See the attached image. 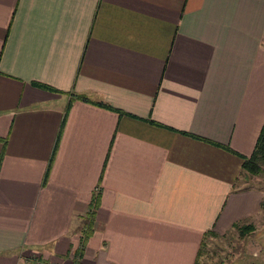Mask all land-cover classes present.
<instances>
[{
  "label": "crops",
  "instance_id": "0c3cea01",
  "mask_svg": "<svg viewBox=\"0 0 264 264\" xmlns=\"http://www.w3.org/2000/svg\"><path fill=\"white\" fill-rule=\"evenodd\" d=\"M263 121L264 0H0V264H194Z\"/></svg>",
  "mask_w": 264,
  "mask_h": 264
},
{
  "label": "rangeland",
  "instance_id": "374dc122",
  "mask_svg": "<svg viewBox=\"0 0 264 264\" xmlns=\"http://www.w3.org/2000/svg\"><path fill=\"white\" fill-rule=\"evenodd\" d=\"M246 175L247 183L263 189L264 202V163L260 171ZM248 223L250 230L242 233L235 226L225 233H206L195 264H264V205Z\"/></svg>",
  "mask_w": 264,
  "mask_h": 264
},
{
  "label": "trees",
  "instance_id": "16d2710c",
  "mask_svg": "<svg viewBox=\"0 0 264 264\" xmlns=\"http://www.w3.org/2000/svg\"><path fill=\"white\" fill-rule=\"evenodd\" d=\"M76 97L85 98V95L79 96V94H76ZM261 125H262L261 129L259 130L258 135L256 136V138H257L256 142L254 143V146L252 148L253 151L247 157L244 156L243 160H242V167L246 173H248V172L255 173L257 171H260V169L262 168L263 163H264V121L262 122ZM263 205H264V202H263ZM88 226H89V223L87 225H85V227L83 228V233L85 234L84 237H86V235L88 234L87 233L88 232ZM233 226L238 227L240 233L245 232L246 230H250V228H251V224H249L248 222L240 223V224L237 223V224H234ZM208 232H210V234H212V233L216 234L215 231H213V230L212 231L209 230V231H207V233ZM198 250L199 249H197L196 254L198 253ZM197 256H198V254H197ZM196 259H195V261H196ZM195 261H194V264H195Z\"/></svg>",
  "mask_w": 264,
  "mask_h": 264
}]
</instances>
